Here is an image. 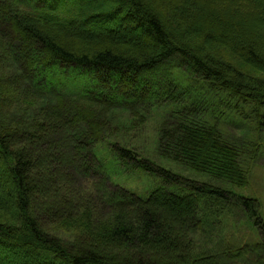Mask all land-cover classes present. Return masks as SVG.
I'll return each instance as SVG.
<instances>
[{
	"label": "trees",
	"instance_id": "trees-1",
	"mask_svg": "<svg viewBox=\"0 0 264 264\" xmlns=\"http://www.w3.org/2000/svg\"><path fill=\"white\" fill-rule=\"evenodd\" d=\"M157 3L0 0V67L9 69L0 73V211L8 218L0 221V264H264V214L257 198L189 179L104 132L117 107L143 121L155 107L162 121L159 156L229 186H246L248 164L260 154L264 137L248 144L229 137L222 123L238 114L240 132L252 117L264 135V79L244 72L245 64L264 70V0ZM176 16L182 26L172 23ZM5 17L24 43L4 36ZM135 89L138 96L129 100ZM31 94L39 100L22 108L18 102ZM30 110L33 116L25 118ZM48 138L59 162L50 157L36 171L28 149ZM100 146L126 170L155 177L153 191L142 198L114 184L109 172L101 176ZM80 156L86 157L83 169L64 172ZM63 183L76 186V198L62 192ZM89 183L95 188L90 196ZM158 196L186 217L171 215ZM230 209L243 211L258 240L244 236L235 247L221 241V256L198 252V239L219 234ZM103 210L110 215L103 217ZM47 222L51 229L45 232ZM71 224L75 234L68 231Z\"/></svg>",
	"mask_w": 264,
	"mask_h": 264
},
{
	"label": "rangeland",
	"instance_id": "rangeland-1",
	"mask_svg": "<svg viewBox=\"0 0 264 264\" xmlns=\"http://www.w3.org/2000/svg\"><path fill=\"white\" fill-rule=\"evenodd\" d=\"M149 5H153L156 7V5H158L157 0H148ZM195 4L192 2L190 3V5L186 8L187 10L190 9V13L191 10L193 11V9L195 8ZM189 14V13H187ZM181 15V14H180ZM171 21L172 23L175 24V26L179 25L182 26L185 22L183 19L179 18L178 16L176 17H171ZM12 20H8L7 17H5L3 24L7 25V30L4 31V36L8 37H15L16 39H18L17 44L19 45L20 43H24V41L16 34L14 33L13 30H11L9 28V26H12L11 24ZM172 25V24H171ZM9 28V29H8ZM50 33L56 37H58L59 39H67L68 37H66L65 34H62L61 32L55 31L54 29H51ZM193 33V32H191ZM1 34H3L1 32ZM1 37V36H0ZM193 41V37L191 39ZM195 40V37H194ZM210 48V47H209ZM4 62V61H3ZM4 66L0 67V73L5 75L6 72L9 70L7 69L8 66L3 63ZM244 72L246 74H253L258 78L264 79V70L262 69H257L256 67H254V65H246L245 64V69ZM16 91H21L19 85L16 88ZM12 93V91H10ZM138 89H135V91L131 94V96H129V100H132L136 98V96H138ZM36 96V97H35ZM45 96V95H44ZM45 98H49V97H45ZM183 97H178L176 98L177 101L181 100ZM25 100H20L19 105L23 107H27V103H36L39 100V96L37 95H28L27 96V100L26 98H24ZM112 99H116V97H112ZM234 106H238V102L236 103V101H233ZM94 109L96 110H100V107H95ZM249 108H246V112H248V114L251 112L250 110L248 111ZM235 110V109H234ZM138 111V110H137ZM227 111H230V114L234 113L228 109ZM28 112V111H27ZM31 112V110H30ZM134 111H130L129 108L127 109H121L120 107L116 108V111H114L112 114L114 116L112 124L109 126L108 129H106L105 132V136H107L108 139L112 140V141H118L119 143H121L122 145L128 147V148H132L135 149L137 151H139L140 153H142V155H145L146 157H151V159H153L154 161H156L159 164L164 165L167 168H171L174 171H177L179 173H181L183 176H186L189 179L195 180L197 182H203V181H208L211 182L215 185L224 187V188H230V190L234 193L237 194H243V195H247V196H251L254 198H257L261 205H262V210H263V214H264V140L260 142V154L258 155V157H256L257 159L252 160L250 164H248L249 167V176H248V183L246 184V186L240 187V186H229L227 183H223V182H219L216 179H211L206 177L205 175L202 174H198L196 172H194L193 170H191L189 167L187 168V166H184L182 164H178L177 162H173L171 160H167L164 159L163 157L159 156V153L157 151V145H156V141L157 138L159 136V125L162 123L161 119H160V113L158 111L157 108L153 107L151 109V113L150 115L147 117V119H145V121H143L141 115L138 113L137 115L134 116ZM141 112V111H140ZM144 114V112H141ZM236 114V112H235ZM19 115V114H16ZM238 115V114H236ZM234 115V119L236 121H241L242 119L240 118V116H236ZM33 116L32 112L29 113V115L26 113L25 114V118L27 117H31ZM234 121L233 119H229L228 123L226 124V122H223V127L228 130L229 137L233 138V134L237 135L235 137H239L243 140H245L246 142H248V144H256L258 142V140L262 137H264V135L259 134L256 130L255 127L252 123V117L250 118V121H246V124L244 127H242V131L239 132V128L238 123ZM112 126V127H111ZM245 134V135H244ZM240 135V136H239ZM57 140L61 139L58 137ZM52 138H48L46 139V141L39 145L37 148H32L29 147L28 149V153L27 155L32 157H34L35 161V168L36 171L37 169L39 170L41 167H45L48 163V160H50L52 158L53 161H57L59 162L57 159H55L54 157H56L54 154V151L51 148V143ZM62 142V141H61ZM63 145V143H62ZM48 151L45 153V151ZM66 154L69 152L67 150H65ZM98 155L99 157L102 159V168L98 169V173L101 174V176H104V174L107 172H109V175L112 179V182L118 186H124L132 191H134L135 193H137L138 195H140L142 198H146L152 191L153 189L156 187V183H157V179L155 177H153L152 175L147 174L146 172L137 169V170H126L122 165H120L119 163H115L116 160L113 158L112 153L108 151V147L107 146H100L99 149H97ZM44 153L47 155L48 154V158L44 157ZM41 154V155H40ZM63 156V154H61ZM60 155V156H61ZM36 157V158H35ZM51 157V158H50ZM39 159H41L39 161ZM85 162H86V157L84 156H80L74 159V161H72L69 164V167L64 168V172L67 173H74V168L76 169L77 167L82 168L83 166H85ZM50 164V162H49ZM73 170V171H72ZM64 180H61V182H63ZM80 182V181H79ZM64 184V183H63ZM111 184V183H110ZM113 185V184H111ZM46 189V188H45ZM86 192L87 195H92V193L95 192V188L94 186L89 183L88 186H86ZM47 191L50 193H52L51 190H49V188L47 189ZM62 192H64V194L68 197H70L71 199L75 196L76 198V194H77V190H76V186L75 188L71 185V184H64L62 187ZM48 194V193H47ZM97 197V196H96ZM93 199H95V196L92 197ZM158 202L162 205V206H166V208L169 210L171 215H177L182 217H186L185 213L183 212V209L179 206L176 205H172L170 203V201L168 200V198L163 197V196H158L157 197ZM77 202V201H76ZM54 209L56 211H59L61 213H63V208L60 207H54ZM108 211V210H107ZM106 210H103V217L105 216H109L110 213H105L107 212ZM110 211V210H109ZM163 216H166L168 213H163ZM229 218L230 220L226 221V224L224 226V229H222V231L219 232V234H215L214 235H201V238L198 239L197 241V250L198 252H200L203 255H206V252L208 251H212L213 253L215 252V254L217 252H219L218 254L221 256V254L223 253L224 248H220L218 247V243L221 241H225L227 244H229L228 246H232L235 247L239 241L241 240V238H243L244 236H246V238L250 241H256L258 240V236L255 235V231L253 230V228L249 225L248 223L245 221V215L243 213L242 210H237V209H230L229 210ZM0 221L2 222H8V218L5 216V214L0 211ZM45 232H48L49 229H51L50 224L45 223ZM75 224V223H74ZM249 228V229H248ZM68 231L72 234H75V226L73 224H71L69 226ZM204 234V233H202ZM245 240L244 242H248V240ZM218 241V242H217ZM227 246V247H228ZM225 247V248H227ZM229 248V247H228ZM150 256L147 255V257L145 256L144 258L146 260H149L151 263H156V259L153 258H149ZM135 260V258H132V260ZM219 261H223L224 263L229 262L227 260V256H224L221 258H218ZM235 262V260H233ZM135 262V261H134ZM237 262V261H236Z\"/></svg>",
	"mask_w": 264,
	"mask_h": 264
}]
</instances>
